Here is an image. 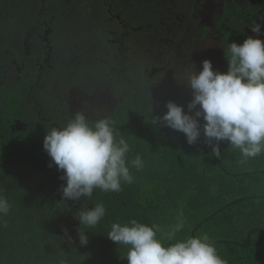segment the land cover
<instances>
[{
  "label": "trees",
  "instance_id": "1",
  "mask_svg": "<svg viewBox=\"0 0 264 264\" xmlns=\"http://www.w3.org/2000/svg\"><path fill=\"white\" fill-rule=\"evenodd\" d=\"M198 5L195 0H0V53L38 70L34 59L40 46H48L44 52L55 70L71 62L92 71L96 85L108 89L114 100L103 117L113 120L128 142V161L137 155L144 161L142 170L129 165L135 179L121 192L95 189L90 200L81 198L91 207L102 203L106 215L93 228L79 225L71 242L56 235L61 216L36 194L35 183L27 186L32 177H8L0 169V192L12 205L9 215L0 218V264H59L61 259L67 264H128L127 247L107 237L111 223L136 219L166 232L178 218L184 227L177 240L207 234L228 264H264V154L242 164L239 150L224 141L216 158L203 135L189 145L183 133L154 122L172 100L152 104L151 86L170 90L171 70L185 73L195 64L199 71L212 53L213 69L226 72L228 44L247 37L245 26L234 23L240 14L234 2L225 1L226 29L216 25L217 35L199 23ZM204 41L211 45L200 49ZM152 70L159 71L150 78ZM151 79L160 80L153 84ZM175 103L187 111V104ZM79 229L88 235L86 245L80 244Z\"/></svg>",
  "mask_w": 264,
  "mask_h": 264
},
{
  "label": "clouds",
  "instance_id": "2",
  "mask_svg": "<svg viewBox=\"0 0 264 264\" xmlns=\"http://www.w3.org/2000/svg\"><path fill=\"white\" fill-rule=\"evenodd\" d=\"M249 27L255 35L228 44L226 72L214 70L208 59L202 61L199 71L195 64L185 70L183 83L192 90L187 111L168 101L166 113L154 118L155 123L183 133L189 145L203 135L216 158L221 157L220 143L227 141L230 148L239 150L242 164L264 154V40L260 38L264 32L255 21ZM43 150L50 157L49 167L62 172L59 179L65 183L58 191L65 202L82 197L90 200L95 189L119 193L123 184L134 182L130 166L136 170L144 167L139 155L128 161L130 146L113 120L89 121L81 111L66 125L52 127L45 134ZM11 208L0 192V218L9 215ZM78 213L80 226L93 228L105 217L106 208L102 203L92 208L85 205ZM183 227L181 218L166 232L158 224L149 226L131 219L111 223L107 237L127 247L128 264H228L207 234L177 240L176 233ZM79 240L81 245L88 242L87 233L80 229ZM59 264L67 262L61 259Z\"/></svg>",
  "mask_w": 264,
  "mask_h": 264
},
{
  "label": "flooded vegetation",
  "instance_id": "3",
  "mask_svg": "<svg viewBox=\"0 0 264 264\" xmlns=\"http://www.w3.org/2000/svg\"><path fill=\"white\" fill-rule=\"evenodd\" d=\"M195 1L200 6L197 10L199 23L209 28L210 34L217 35L216 25L226 29L225 7L228 8L229 5L226 6L225 1L234 2L235 7L240 10V14L234 18V23L239 29L245 26L243 31L247 36L255 35L249 27L254 21L262 25L264 32V0ZM217 2L221 12L218 20H215ZM260 38L264 40V35ZM218 41L220 42V38ZM185 42L189 47L192 46L189 37ZM201 44L205 47L200 49L209 48L211 45L208 41ZM39 48L41 52L37 53L38 58L33 62L39 67L38 70L26 69L25 63H18L11 53H0V169L1 173L8 177L18 178L22 175L25 179L32 177V180L27 182L35 183L36 194L42 199L49 200L54 206V211L61 216L56 225L58 237L68 240L71 234L69 226L77 223L80 225L76 218L78 210L85 205L87 208L92 207L88 203L83 204L82 199L61 201L58 189L65 182L59 179L62 172L57 171L55 166L49 167L50 157L43 150V139L52 127H58L59 123L65 124L67 118L74 117L83 104H89L93 108V105L99 102L97 108L102 112L99 115L103 117L106 111L103 104H113L114 100L108 89L96 85L95 74L92 71H83L76 68L77 63L71 62H65L66 69L55 70L47 59L51 55L44 52L48 46ZM31 61L28 59L27 63ZM158 71L152 70L150 78ZM170 73L167 78L170 90L162 91L163 85L151 86L155 93L152 104H163L168 99L181 104H188L191 101L192 90L183 83L184 70H171ZM158 80L160 79H151V82L155 84ZM23 86H27V90H22ZM85 87L92 90L84 91ZM95 109L93 112L84 113L87 119L94 120L99 117L94 115L97 113L94 112ZM73 229L78 230V227L74 226Z\"/></svg>",
  "mask_w": 264,
  "mask_h": 264
},
{
  "label": "rangeland",
  "instance_id": "4",
  "mask_svg": "<svg viewBox=\"0 0 264 264\" xmlns=\"http://www.w3.org/2000/svg\"><path fill=\"white\" fill-rule=\"evenodd\" d=\"M211 62H212L213 68H214V66H216L217 61H216V57H215V55H213V53L211 54ZM104 105L107 106V104H103V107H104ZM97 107H99V102H96V104L93 105V108H92V106H89V104H83L82 108L79 111H81L83 113H87L86 111L93 112L92 110L96 108L94 110V112H97V113H94V115L100 116L99 114H101L102 112H100ZM103 107L101 106V110H103Z\"/></svg>",
  "mask_w": 264,
  "mask_h": 264
},
{
  "label": "water",
  "instance_id": "5",
  "mask_svg": "<svg viewBox=\"0 0 264 264\" xmlns=\"http://www.w3.org/2000/svg\"><path fill=\"white\" fill-rule=\"evenodd\" d=\"M74 226L75 227H78L79 226V224L77 223V224H75V225H70L69 226V228H70V232H71V234H69L70 235V240H74L75 238H77V232H78V230L77 229H73L74 228ZM56 235L57 236H59V234H58V232H57V229H56Z\"/></svg>",
  "mask_w": 264,
  "mask_h": 264
}]
</instances>
